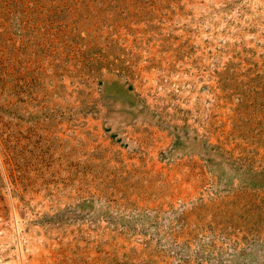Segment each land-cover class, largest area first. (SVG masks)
<instances>
[{"label":"rangeland","instance_id":"1","mask_svg":"<svg viewBox=\"0 0 264 264\" xmlns=\"http://www.w3.org/2000/svg\"><path fill=\"white\" fill-rule=\"evenodd\" d=\"M0 264H264V0H0Z\"/></svg>","mask_w":264,"mask_h":264}]
</instances>
